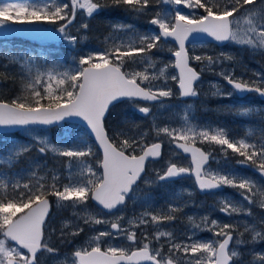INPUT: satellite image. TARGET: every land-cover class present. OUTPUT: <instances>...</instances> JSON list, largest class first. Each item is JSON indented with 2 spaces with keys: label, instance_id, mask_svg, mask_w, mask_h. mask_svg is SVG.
I'll return each instance as SVG.
<instances>
[{
  "label": "snow or ice",
  "instance_id": "obj_1",
  "mask_svg": "<svg viewBox=\"0 0 264 264\" xmlns=\"http://www.w3.org/2000/svg\"><path fill=\"white\" fill-rule=\"evenodd\" d=\"M153 3L182 5L191 10H203L204 14L197 16L195 11L185 14L179 8L154 12L149 24L156 26L158 32L145 34L137 33L132 24L117 22L113 24L114 30L134 34L128 44L112 45L81 55L78 60L74 58L73 63L76 66L63 72L57 71L59 65L56 64L41 71L31 64L33 57L11 55L0 49V58L8 59L11 63L22 62L20 66L27 69L28 75L26 81L22 82V88L28 95L18 96L11 101L0 97V127L22 129L41 145L38 148L41 154L51 151L57 156L67 157L69 162H81L80 171L75 177L71 172L72 164L68 163L65 176L68 182L62 185L57 175H53V183H39L38 186H33L31 181L22 183L19 173L15 174L17 178L10 183L0 179V188L5 189V193L0 195V264H40L39 254L60 255L59 249L52 246L45 235L51 211L50 196L56 198L57 207L68 205L75 208L80 205L86 208L91 200L101 210L108 212L122 208L128 199H140L144 204L150 205V193L145 192L142 197H137V182L145 174L146 164L161 158L164 145V140L159 139L161 134L168 138L170 146L190 155L191 166H178L177 163L169 162L162 174L159 170L156 171L155 181L147 179L145 184L174 181L186 175H194L201 192H214L224 187L237 188L243 190L242 198L249 205L254 202L253 197L258 195L259 205L264 208V191L257 188L251 178L241 177L234 170L225 172L219 168L211 169L208 165L210 159H214L213 154L195 146L197 140L221 146L225 159L227 150L230 149L234 155L240 157L237 161L239 166L252 167L264 179V136L258 142L249 143L247 139L230 140L223 128H216L211 132L207 129L197 131V126L189 120L193 107L191 104L186 106L183 128H157V142L150 144L144 142L147 133L135 131V125L126 131L124 128L110 129L107 123L110 109L125 100L132 105L135 112L144 116H149L151 109L138 106L137 101L156 102L161 107H167L163 104V98L172 97L173 90L167 87L166 81L162 84L152 82L166 77L169 67L179 70L177 75L170 77L178 84L179 97L197 98L196 84L200 80L201 72L196 71L190 62L203 64L201 71H211L222 60H234L228 53H220L215 57L196 55L195 44L193 54L190 55L186 47L190 37L201 41L211 38L220 44H235L264 54V0H261L258 8L257 0H228L223 7L219 0H110V3L108 0H0V29L16 31L10 28L11 24L55 25L60 22L58 28L48 31L75 45L78 37L72 35L68 28L76 19L79 10H83L81 15L86 14L91 18L104 8L123 5L129 13L142 15L147 14ZM246 5L252 7L245 9ZM80 27L87 30L89 25L83 23ZM108 39L109 37H105V41ZM169 39L177 45L175 50L169 48L174 63L159 68L158 74L149 73L147 69L156 68V62L149 53L153 49L161 48ZM137 57L147 61L145 71H122L125 61L135 60ZM8 66L2 65L4 68ZM217 75L233 89L226 94L227 97L254 92L264 98V73H254L256 80L253 81L237 79L229 71H221ZM6 76V73H0V77ZM213 87L216 88L213 96L223 95L218 86ZM259 111L261 110L242 106L235 114L246 117ZM73 119L81 120L85 129L77 132L75 137L71 126L63 130L61 139L71 138V146L53 144L47 136L41 138L40 135H35L40 131L39 126L66 123ZM123 123L127 124V121ZM86 135H90L94 143L102 149V159L96 162V167L83 163L84 158L94 155L93 146L85 138ZM248 135H251V130ZM30 148L31 145L20 144L18 149L13 145L0 151V165L5 163V155L8 157L7 163L11 165ZM215 163L219 164L220 161ZM30 174L34 176L36 173L33 170ZM9 187L10 193L6 191ZM253 189L256 191L253 192ZM221 202L223 207L219 211L226 216L241 213L251 216L250 211L236 206L226 197ZM169 210L176 212L180 209L169 205ZM73 216L75 220L63 222L60 230L62 242L71 243L69 237L75 239L84 232L85 228L79 223L80 220H83L85 226L110 225L108 231H100L92 236L87 247L77 248L71 254L73 264H264V254L256 253L254 248L256 243L264 242V218L258 223L245 226V232L251 234L250 241L241 238L243 233L234 237L236 225L220 224L215 219L209 222L208 216H204L202 222L218 239L200 241L189 237L191 243H177L172 232L157 231L154 236L157 242L162 237L169 240L165 253L164 244L150 247L152 241L148 239L147 233L143 234L144 241L147 242L138 241L135 231L122 227L123 216L117 217L115 221L97 218L87 211L82 216L73 212ZM148 218L158 226L162 221H173L175 216L156 215L145 211L140 214L138 224L135 220H129L128 224H135L137 227L141 224L147 225ZM188 219L191 221L192 217ZM70 226L72 230L66 232L65 229ZM200 227V224L193 223L194 230ZM55 231L52 229V232ZM120 237L128 241L130 246L137 243L141 246L130 250L128 247L110 244L102 248L105 238L114 240ZM247 244L253 245L252 259L243 261L244 253L239 249ZM59 264L64 262L60 261Z\"/></svg>",
  "mask_w": 264,
  "mask_h": 264
},
{
  "label": "rangeland",
  "instance_id": "obj_2",
  "mask_svg": "<svg viewBox=\"0 0 264 264\" xmlns=\"http://www.w3.org/2000/svg\"><path fill=\"white\" fill-rule=\"evenodd\" d=\"M261 0H257L256 7L258 8L260 5ZM252 6H246L245 9H250ZM179 8L182 12L185 14H188L192 11L198 10H191L184 8L181 6L176 5H166L164 7L160 8V11L162 10H169ZM83 10L78 11V15L76 19L73 21L72 25L68 28V31L72 34L78 37V40L75 45L70 44L67 40L63 39L60 35L49 32L48 30L53 28H58L60 22H57V24H47V23H36L32 25L28 24H11L10 28H21L20 30L16 31H9L8 29H0V49L4 50L5 53H9L11 55H19V56H31L33 57L31 64H33L35 67L39 68L41 71H46L47 68L52 67L54 64L59 65L58 61L51 60L47 58L43 53V46L36 47V51L33 49L24 47L23 41L26 40L32 41L34 43H37L39 45L44 44H54L58 46H64L66 49H68L69 53L78 52L80 50L79 44H82L86 41L88 38L86 30L82 29L80 26L83 23L88 24V18L86 14L81 15L80 12ZM157 12L154 10L148 11L147 14H144V16L136 15V14H127L125 17L127 20L123 23L125 24H132L134 25L136 32L139 34H145L147 32H151V26L149 24V21L152 18V13ZM197 14V13H196ZM243 13L241 14V26L243 27ZM122 22V21H119ZM102 25H105V22H102ZM114 38L116 39L115 43L117 45H126L129 43L130 39L133 38L134 34L132 32L127 31H116L114 30ZM193 45L191 44L188 46L190 55L193 54L192 49ZM111 45L108 44L100 47V44L98 48L88 49V52L96 51L102 48H107ZM195 52L196 55H210V56H218L220 53H228L231 54L234 57V60L228 61V60H222L219 65H216L213 67L211 71L204 70L201 71L202 68H204L203 64H198L197 62H194V65L200 69V71L205 74V78H203L197 85L196 90L198 92V97L200 95H209L211 98H217L219 96H213L212 93L216 91V88L213 87V85H216L220 88L222 92V96H226L228 92H232L231 88H229L226 85V81L217 73L221 71H229L232 72L233 75L236 74V70H239L240 78L246 77L247 80H256V76L254 73H264V54L261 52H253L252 50L248 48H242L240 46H237L235 44H226L222 47H216L211 44L206 43H195ZM169 48L175 50L176 47L168 41L167 43H164L161 48L154 49L149 53L152 60L156 62V68L155 69H147L149 73L156 72L158 74L159 68L164 67L165 64H173L174 58L171 55V52H169ZM0 60H4L0 63V72L6 73L7 75L10 74L13 77L18 80L19 87L16 88L17 90L12 92L10 86H12V82L9 84V86L5 85L6 83L2 81V77H0V95L3 94V91H5L6 95H9L10 98H16V95H28L26 91L22 88V82L26 81L28 78L27 75V69L22 68L20 64L22 62L17 63H11L8 59L0 58ZM9 65L7 68L2 67V65ZM127 64L134 70V72L139 71H145L147 66V61L144 60L142 57H137L135 60H128ZM57 71L63 72L62 68H57ZM35 74V68L33 69V75ZM172 75H176V72L173 67H169L166 70V77H161L159 80L153 81V84H162L166 81L167 87L171 88L173 90V96L170 98H165L163 101V104L167 107H161L159 103L154 104L151 106V114L148 116L150 125H151V132H149L150 139H157L156 136V129L157 128H163V127H169V128H183L184 127V118L186 114V106L191 104L193 107L190 110L189 120L191 124L196 125V130L201 131L204 129L209 130L210 132L216 128H219L218 126L214 125L211 127V129H208L206 126V123H203L206 118L203 116H200L196 112V98H194L193 101H181L178 98V91L176 87V81H172L170 77ZM46 79V77H45ZM146 83V82H145ZM12 95V96H11ZM197 97V98H198ZM229 98V101L232 102L234 99H237L238 101H234L232 103V106L237 108V111L241 110L242 106L243 108H251L258 109L257 105L251 104L250 101H242L238 99L236 96L232 95L231 97H225ZM228 101L224 102L221 107V109H227L229 108ZM261 108V111H259L258 115L256 116L259 120H264V102H259ZM138 104V103H137ZM138 106H140L138 104ZM130 111H134L133 107L130 103L120 102L116 104L114 107H112V111L110 113V118L108 121L110 122L111 128H124L121 125L125 124L124 121H127L128 127L132 125L134 122L132 120H118L122 119L123 112L126 113ZM260 110V109H258ZM135 112V111H134ZM137 113V112H136ZM257 113V112H255ZM262 113V116L260 115ZM239 116V115H238ZM142 117V116H139ZM153 117H155V120H153ZM243 117V116H242ZM59 126V125H58ZM62 127L58 131L52 132V130L55 127H45V126H39L40 131L35 133V135H40L41 138L44 136H47L49 140L53 144H59L60 146H71V138L69 140H63L61 139V136L63 134V130L67 128L65 124L61 125ZM70 127V126H69ZM80 130H84L81 127H79ZM110 128V129H111ZM260 126H254L245 124V122H241L240 128L237 127L233 131V134L237 135L239 138H236L235 140L239 139H250L254 138V142H258L262 136H264V129L262 130V134L256 133V130H259ZM80 130H74L73 137H75L76 133ZM249 130H251V135L249 136ZM127 131V130H126ZM23 135H25L27 138L32 139V136L25 133L23 130L19 132ZM89 143L92 144L94 148V144L89 139L88 135L85 137ZM159 139L164 140V155L162 158V161L158 162H149L147 165V172L142 177V179L138 183L137 188V197H142L145 192L150 193L152 199L150 202V205L144 204L140 199H128L126 204L118 209L117 211L113 213H105L102 211L99 207L96 205L88 202L86 208L82 207L80 205H77L75 208L65 205L62 207H57L56 205V198L53 197V209H52V215L49 219L51 221V227L47 226L46 232L48 233L50 237V241L52 243V246H55L59 249V256H51L43 254L40 256V262H48L51 264H58L60 261H63L64 264H73L71 259V252L76 250L80 247H87L90 242V238L94 235H96L100 231H108L110 229V225H90L85 226L83 225V220H80L79 223L81 226H84L85 230L82 232L78 237H76V240L71 239V243L62 242L60 239V230L63 226V222L67 220H75V217L73 216V212L79 213L81 216L84 214L85 211L88 213L93 214L97 218L102 219H108L110 221H115L117 217L123 216L124 219L121 221L122 227L129 228L132 231H140L141 233L146 230L147 225H139V230H136L137 226L129 225V220H135L137 224L139 223L140 214L145 211H150L153 214H159L162 215L165 214H171L175 216V222L174 223H166L163 222L162 224L158 225L154 231L151 233V241L152 244L150 247H159L160 244H164V252L167 253L168 243L169 240L166 237H162L159 242H157L154 239L155 233L157 231H166V232H172L173 233V239L175 242H185V243H191L192 241L189 239V237H194L197 240L200 241H210L214 239H218L217 237L213 236V231H210L207 229L205 224L202 222V218L204 216H208L209 222L212 219L217 220L220 224H234L237 227V231L233 233L234 236H237L241 233H243L242 239L246 241L251 240V234L245 232V226L250 225L253 223H258L261 218H264V208H261L259 205L260 197L258 195L253 197L254 202L249 205L247 201H245L242 198V191L237 188L232 187H226L227 189L221 192L212 193L210 196H199L198 204H195V202L189 198H187L184 193L189 196H194L196 192V188L192 182L191 179H184L182 183L179 184V186L175 187L172 191H164L165 193L161 195L160 199H157L155 195L146 189V186H149L151 184H145V180L151 179L155 180L156 171L159 170L160 172H163L166 168V163L170 161H174L176 163L185 162L188 159L183 157L180 153H178L172 146L168 144V138L161 134ZM34 141V140H33ZM150 143L153 141H149ZM24 143H19L15 140L14 144H11L10 147H15L18 149L19 145ZM197 144V142H196ZM201 146V145H200ZM9 147V148H10ZM203 147V146H202ZM205 148V147H204ZM94 150V149H93ZM207 151H210L213 153L214 159L210 162L208 165L211 169H223L225 172L229 170H234L236 173H238L241 177H248L253 180V182L256 183L257 188H259L261 191H264V179L261 178L260 175H258V172L253 171L252 167H241L237 166L235 163L225 159L223 157V153L221 149H207ZM52 155L55 156L58 162L61 164V168H58V166L54 164H50L46 160H33L28 164L27 171L31 173V171H35V175L39 177H43L49 180L50 184L53 183V175H57L59 177L60 185L67 183L68 181L65 179L66 176V168L68 163L72 164V175L75 177V175L80 171V163L77 161H71L69 162L67 157H60L55 154H53L51 151H49ZM6 160L5 158H3ZM220 161L219 164L215 163V161ZM98 161V158L96 157V154L94 153L91 157H86L83 159L84 164H91L93 167H96V162ZM256 189H253V192H255ZM177 194H179L177 196ZM200 195V194H199ZM227 198L228 201H231L233 204L239 207H243L246 211L251 212V216L245 215L243 213L241 214H233L231 216L224 215L221 211H219L220 208L223 207V203L221 202L223 198ZM169 205H171L173 208L180 209L176 212H170ZM192 217V220L190 221L188 218ZM149 219V225H151L150 218ZM193 223L200 224L201 227L199 229H193ZM52 229H55V232H52ZM71 226L68 229H65V231H71ZM147 242V241H144ZM234 243V242H233ZM110 244L117 245V246H123L131 248L128 241H126L123 237H120L118 239H109L105 238L104 243L102 244V248L108 247ZM232 247V244H231ZM67 248H70L69 250H66ZM252 248L253 245L247 244L244 247H241L239 249L240 252L244 253L243 255V261H248L252 259ZM255 252L264 254V242H259L254 245ZM183 255V254H181ZM239 264V262H238Z\"/></svg>",
  "mask_w": 264,
  "mask_h": 264
},
{
  "label": "trees",
  "instance_id": "obj_3",
  "mask_svg": "<svg viewBox=\"0 0 264 264\" xmlns=\"http://www.w3.org/2000/svg\"><path fill=\"white\" fill-rule=\"evenodd\" d=\"M108 2L110 3V0H108ZM213 2H215V0H213ZM219 2H220L221 7H223L225 6V4L228 3V0H219ZM164 6H166V4L153 3L152 6L148 9V11H151V10L160 11V8ZM196 13H197L196 14L197 16L204 14L203 10H199V9L196 11ZM127 14H132V13H129L128 11H126L125 7L121 5L119 7L104 8L99 13L94 14L91 18H88L89 27L86 30L88 38L86 39L85 42H83L82 44H79L80 50L78 52L69 53L68 49H66L64 46H58L54 44L39 45L29 40H26L24 42L23 39H21L22 40L21 42L23 43L24 47L33 49L34 51H36L35 50L36 47L43 46V50H41L43 51L42 54H44L47 58L51 60H54V61L57 60L62 70L66 71L70 68H74L76 65L73 63V59L75 58L76 60H78V58L81 55H85L86 53H88V49L90 48L96 49L98 48L99 44H100V47H103L105 45L108 46V44L111 46L117 45L115 43L116 39L114 38L115 36H114V31H113L114 29L113 24L119 21L125 22L127 20L125 15ZM141 16H144V14H142ZM102 22H105V25H102ZM150 30L157 31V28L156 26H151ZM105 37H109V39L105 41ZM2 61L4 60H0V63ZM127 61H125L124 66L122 67V70L129 72V73L134 72V70L127 64ZM1 79L3 83L4 82L6 83L5 89H6V86H9V84L12 82V86H10L9 89H11L12 92L17 90L16 88H18L19 83L15 77L8 74L6 78L2 77ZM18 96H21V95H16V98ZM0 97H2L6 101H11L13 99V98H10L9 95H6L5 91H3V94L0 95ZM125 102H128V101H125ZM206 103L209 109L207 111H203L202 113L204 115L203 117L206 118L205 120H203L204 121L203 123H206V126L208 127V129H211L212 126L216 125L219 128H223L225 130L230 140L235 141L236 138H239L237 135L233 134V131L237 129V126L235 124L238 123V119L231 117L230 113L226 109H221V107H219L220 105L224 103V100L207 98ZM122 115H123L121 117L122 119H118V120L130 119L134 122L131 128H133V125H135L136 126L135 131L147 133V136L145 137V141H144L145 143H148L149 141L153 140V139H150L149 134H148L149 132H151V125L147 118L139 117L134 111H130V110H128V112L126 113L123 112ZM109 118H110V114L108 116V119ZM242 121L245 122V119H243ZM107 123L109 127L110 122L107 121ZM61 125L56 126L52 130V132L58 131L62 127ZM65 125L67 126V128L71 126L74 130H80L79 126L77 125H73L69 123H65ZM121 126L125 127L126 130L131 129V128H127L126 124H123ZM15 140L19 143H24L25 145H31V148L29 151L22 154L19 157L18 161L14 160V162L11 165L7 163L8 157L7 155H5L3 157L6 159L5 163L0 165V179H3L5 183H10V181L15 180L17 178L15 174L19 173L20 174L19 179L22 183L31 181L33 186H38L39 183H44L46 185L50 184L48 179L39 177L36 175L33 176L30 174V172L25 171L27 170L26 167L33 160H46L50 164H54L58 166V168H61L62 166L60 162H58L55 156L52 155L49 151L46 152L45 154L39 153L38 148L41 146L40 144L27 138L25 135L21 133H17V132L0 134V151L6 148H9L11 144H14ZM248 142L253 143L254 138L252 137L248 139ZM197 143L201 144L203 147H208V148L214 147L213 144L210 145L208 143H201L199 140H197ZM93 149H94L93 150L94 153L96 154V157L99 159L100 158L99 152L96 150L95 147ZM230 151H231L230 149L227 150V156L231 157V159H233V161L237 163L240 157L232 153L230 154L229 153ZM5 173H7V175H5ZM180 183H182L180 180H176L172 182H156V183H152L149 186H146V189L151 191L157 199H160L161 195L165 193L164 191L170 192L175 187L179 186ZM6 191L10 193L11 187H9ZM4 193H5V189L0 188V195H3ZM49 198L51 200L53 199L52 196H50ZM51 215H52V212H50V216ZM157 215H162V214L159 213ZM163 222L174 223L175 220L170 221V222L162 221L160 224H162ZM47 225L48 227H51V221H49V219L47 221ZM156 227L157 225H154L152 223L151 225L147 224L146 230L144 232L141 233L140 231H136L137 240L144 241V236H143L144 233H147L148 239L150 240L151 233L154 231ZM136 230H139V228L137 227ZM45 235L50 240L48 233H45ZM74 240H76V238ZM50 244L52 245L51 241H50ZM139 246H141V244L137 243L135 245H131L130 247L135 248ZM40 264H51V263H48V262L41 263L40 262Z\"/></svg>",
  "mask_w": 264,
  "mask_h": 264
},
{
  "label": "flooded vegetation",
  "instance_id": "obj_4",
  "mask_svg": "<svg viewBox=\"0 0 264 264\" xmlns=\"http://www.w3.org/2000/svg\"><path fill=\"white\" fill-rule=\"evenodd\" d=\"M14 29H16V30H20L21 28H17V27H14ZM239 74V70H236V74L234 75L235 76V78H237V79H242V80H244V81H251V80H247L246 79V77H241L240 78V75H238ZM201 75H202V79L203 78H205V74H203L202 72H201ZM147 84V83H146ZM198 85V84H197ZM197 85H196V87H197ZM231 91H233V89H231ZM234 96H236L238 99H240V100H242V101H250V105L251 104H254V105H257L258 106V109H260L261 110V106H260V103L259 102H264V98H261L258 94H256V93H254V92H250V93H248V94H246L245 96H241V95H239V94H233ZM207 96H209V95H200L198 98H196V100H197V105H196V111L198 112V113H201V114H203L202 112L204 111L203 110V106H201V102L202 103H205V106L207 107V103L205 102V97H207ZM210 97V96H209ZM226 96H219V97H217V98H220V99H223L224 101H228L229 102V105H230V109H231V112H230V115H231V117H233V118H236V117H242V116H238V115H236L235 113L237 112V108L235 107H233L232 106V103H234V101L236 102V101H238L237 99H234L232 102H230L229 101V98H225ZM165 99V98H164ZM193 101L194 100V98H186L185 99V101ZM137 103L140 105V106H146V107H150V109H151V106H153L154 104H156V102L155 103H148V102H141V101H137ZM254 109H256L255 107H254ZM112 110V109H111ZM137 115H142V114H140V113H136ZM259 113H255V112H253L251 115H249L250 117H252V118H254V119H256L257 120V118H256V116L258 115ZM260 115L262 116V113H260ZM249 116H246V117H249ZM246 117H244V118H246ZM109 126H110V124H109ZM111 128V127H110ZM164 150H165V146L163 145V152H162V158H163V155H164ZM178 152V151H177ZM179 153V152H178ZM181 154V153H180ZM213 154V153H212ZM183 156V155H182ZM183 157H185V156H183ZM185 158H187L188 160L187 161H185V162H181V163H177L178 164V166H184V167H190L191 165H190V163H191V161H190V158L189 157H185ZM170 162H174V161H170ZM174 163H176V162H174ZM192 179L193 180V178L191 177V176H188V177H185V178H180V179H177V180H180L181 182H182V180H184V179ZM176 181V180H175ZM206 195H208V196H210V194H206ZM187 198H189V199H191V200H193L194 202H195V204H198V199H199V196H205V195H194V196H189V195H185Z\"/></svg>",
  "mask_w": 264,
  "mask_h": 264
},
{
  "label": "water",
  "instance_id": "obj_5",
  "mask_svg": "<svg viewBox=\"0 0 264 264\" xmlns=\"http://www.w3.org/2000/svg\"><path fill=\"white\" fill-rule=\"evenodd\" d=\"M158 30V29H157ZM195 35V34H194ZM168 41H170L172 44H174L176 47H177V45H176V43L174 42V41H172L171 39H169ZM200 42H204V43H214L215 45H218V46H223V45H225V44H227V43H224V44H220V43H218V42H215V41H213L211 38H207L206 40H204V41H201V40H199V39H196V40H193L191 37H190V41L189 42H186V47H187V45H189V44H191V43H200ZM174 58V57H173ZM193 68H195L193 65H191ZM175 69V68H174ZM176 70V73L178 74V69H175ZM123 71V70H122ZM197 71V70H196ZM200 79H201V77H200ZM228 84V83H227ZM229 85V84H228ZM230 86V85H229ZM177 88H178V84H177ZM247 94V93H246ZM243 95H245V94H243ZM181 99V98H180ZM185 99V98H184ZM152 103H154V102H152ZM69 123H73V124H78L79 126H81L83 129H85V125H84V123L81 121V120H79V119H73V120H71V121H68ZM56 125H58V124H53V125H49V126H46V127H53V126H56ZM19 130H21V129H19V128H6V127H0V134H3V133H12V132H17V131H19ZM89 137H90V139L92 140V142L94 143V141H93V139H92V137L90 136V135H88ZM155 142H157V141H155ZM95 144V143H94ZM95 146H96V148H97V150H98V152L100 153V159H102V149L101 148H99L96 144H95ZM195 146L196 147H199V148H201L199 145H197V144H195ZM178 150V149H177ZM201 150L202 151H204V152H206L203 148H201ZM179 152H181L184 156H189L190 157V155L189 154H184L183 152H182V150H178ZM207 153V152H206ZM160 158H158V159H156V160H151V161H157V160H159ZM190 161H191V157H190ZM186 176H190V175H186ZM184 177V176H183ZM192 177H193V179H194V183H195V187H196V190L200 193V194H204V193H208V192H201L199 189H198V186H197V184H196V181H195V177H194V175H192ZM181 178V177H180ZM178 179V178H177ZM223 189V188H222ZM219 191V190H218ZM92 203L93 204H95L97 207H99L97 204H96V202H94V201H92ZM100 208V207H99ZM101 209V208H100ZM106 213H111V212H108V210H104ZM114 211H116V210H112V212H114ZM142 264H150V262H142Z\"/></svg>",
  "mask_w": 264,
  "mask_h": 264
}]
</instances>
